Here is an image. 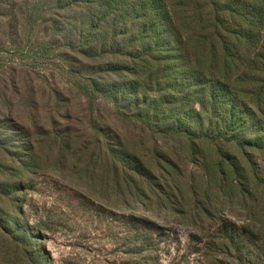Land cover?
Returning a JSON list of instances; mask_svg holds the SVG:
<instances>
[{
  "label": "rangeland",
  "instance_id": "obj_1",
  "mask_svg": "<svg viewBox=\"0 0 264 264\" xmlns=\"http://www.w3.org/2000/svg\"><path fill=\"white\" fill-rule=\"evenodd\" d=\"M128 4L0 0V264H264V57L250 144L176 133Z\"/></svg>",
  "mask_w": 264,
  "mask_h": 264
},
{
  "label": "trees",
  "instance_id": "obj_2",
  "mask_svg": "<svg viewBox=\"0 0 264 264\" xmlns=\"http://www.w3.org/2000/svg\"><path fill=\"white\" fill-rule=\"evenodd\" d=\"M126 1L139 21L136 40L145 43L137 59L155 65L136 75L139 84H133L145 92L155 88L159 102H180L166 116L176 133L195 137L216 124L221 133L231 134L234 145L250 144L246 131L253 111L236 88L264 57L261 0H226L224 5L220 0ZM122 3L104 0V8L118 9ZM237 59L248 61L238 78L232 73ZM240 121L244 127L235 132Z\"/></svg>",
  "mask_w": 264,
  "mask_h": 264
}]
</instances>
